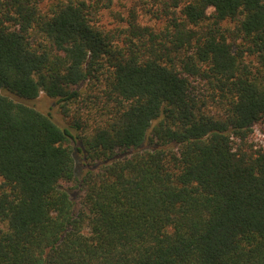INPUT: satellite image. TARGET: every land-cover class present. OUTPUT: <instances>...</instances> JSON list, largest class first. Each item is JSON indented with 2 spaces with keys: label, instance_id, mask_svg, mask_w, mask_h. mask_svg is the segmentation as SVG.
<instances>
[{
  "label": "trees",
  "instance_id": "trees-1",
  "mask_svg": "<svg viewBox=\"0 0 264 264\" xmlns=\"http://www.w3.org/2000/svg\"><path fill=\"white\" fill-rule=\"evenodd\" d=\"M113 1L0 0V264H264V0Z\"/></svg>",
  "mask_w": 264,
  "mask_h": 264
},
{
  "label": "rangeland",
  "instance_id": "rangeland-1",
  "mask_svg": "<svg viewBox=\"0 0 264 264\" xmlns=\"http://www.w3.org/2000/svg\"><path fill=\"white\" fill-rule=\"evenodd\" d=\"M55 1L56 0H44L42 6L44 9H47ZM133 7L137 8L140 14V18L143 22L152 24L158 29H162L166 25L167 21L165 17L162 19H157L154 16V11L161 7V4L158 0H114L110 7L103 8L101 10L99 18L100 23L107 28L124 25L123 19L128 16L129 10ZM3 93L17 101L27 102L33 106H37L48 112L53 117V119L61 126H69L71 120L70 118H67L63 115L60 107H58L57 100L48 97L45 93L42 92L40 97L36 100L23 99L8 90H3ZM251 140L257 143L258 145H264L263 123H259L255 126V130L251 137ZM75 160L77 163L76 174L78 179H80L83 176L82 173H84L83 163L85 161V157L81 152L76 151ZM65 187H67V189L71 193L72 198L77 202V205L80 207L81 195L83 190L80 188L78 180L70 184H65ZM3 227L4 226L0 224V228Z\"/></svg>",
  "mask_w": 264,
  "mask_h": 264
}]
</instances>
